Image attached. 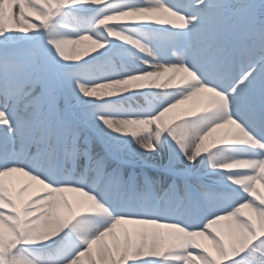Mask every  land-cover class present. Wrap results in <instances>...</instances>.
Here are the masks:
<instances>
[{"label":"snow or ice","instance_id":"1","mask_svg":"<svg viewBox=\"0 0 264 264\" xmlns=\"http://www.w3.org/2000/svg\"><path fill=\"white\" fill-rule=\"evenodd\" d=\"M261 190L264 0H0V264H264Z\"/></svg>","mask_w":264,"mask_h":264},{"label":"bare ground","instance_id":"2","mask_svg":"<svg viewBox=\"0 0 264 264\" xmlns=\"http://www.w3.org/2000/svg\"><path fill=\"white\" fill-rule=\"evenodd\" d=\"M261 194L264 195V190H261ZM247 212V210H245ZM221 231H227V224L226 222H221L220 224Z\"/></svg>","mask_w":264,"mask_h":264}]
</instances>
